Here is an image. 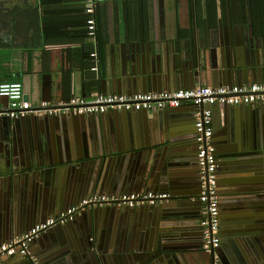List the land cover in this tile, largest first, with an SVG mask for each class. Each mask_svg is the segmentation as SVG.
Returning a JSON list of instances; mask_svg holds the SVG:
<instances>
[{
	"label": "crops",
	"instance_id": "1",
	"mask_svg": "<svg viewBox=\"0 0 264 264\" xmlns=\"http://www.w3.org/2000/svg\"><path fill=\"white\" fill-rule=\"evenodd\" d=\"M195 4L104 0L95 6V36L89 38L84 0H0V82H20L26 100L54 108L97 92L158 91L129 89L120 65L140 58L146 69L145 59L154 57L171 74L197 60L211 64L219 32L264 36L261 21L232 22L225 0H205L204 23ZM117 75L123 81L118 93L109 86ZM200 84L226 85L200 79L193 86ZM167 86L160 90L191 88ZM7 104L0 97V109ZM150 109L0 117V243L92 194L168 193L152 205L85 206L72 221L34 236L27 255L0 264H146L155 251H175L178 264H264V102L211 107L220 237L213 259L201 249L193 127L198 109L190 102ZM138 173L150 175L149 183H136ZM97 207L95 229L82 232Z\"/></svg>",
	"mask_w": 264,
	"mask_h": 264
},
{
	"label": "built area",
	"instance_id": "2",
	"mask_svg": "<svg viewBox=\"0 0 264 264\" xmlns=\"http://www.w3.org/2000/svg\"><path fill=\"white\" fill-rule=\"evenodd\" d=\"M104 0H84L86 13V35L94 38L96 24L94 10L96 4ZM92 69H96V53L90 52ZM0 97H5L8 104L0 109V117L17 119L27 115H53L59 111L72 114L102 113L109 109L141 110L150 108H176L185 102H190L197 107L194 113V139L196 142V163L200 182L197 200L201 204L200 225L202 227L201 249L212 252L220 244L218 234V205L219 193L216 179V159L214 146L211 142L213 134L211 125V107L215 104L238 105L264 102V82L234 85H196L191 88H180L173 91L138 92L130 95L95 93L90 100L71 98L60 108H54L46 101L30 102L23 98L20 82L1 81ZM165 192H123L118 195L106 196L92 194L86 198L63 208L57 214L43 221L31 225L21 235L9 241L0 243V262L14 255H27L28 243L41 231L55 225L72 221L79 210L89 205L96 204H123L134 207L141 204H156L166 200ZM30 257V256H29ZM33 262V258H29ZM212 264H218L213 261Z\"/></svg>",
	"mask_w": 264,
	"mask_h": 264
},
{
	"label": "water",
	"instance_id": "3",
	"mask_svg": "<svg viewBox=\"0 0 264 264\" xmlns=\"http://www.w3.org/2000/svg\"><path fill=\"white\" fill-rule=\"evenodd\" d=\"M219 23H221L220 19ZM130 62L129 64L122 63L120 65V75L124 76L125 85L129 89H133V91L143 89H159L158 91H161L160 89L166 88V85L169 87L170 83H173L174 88H178L180 85L192 87L200 79L202 81L212 79V81H217V84L226 85H232L233 83L250 84L257 81L264 82V36L257 40L251 31L235 33L231 29H228L223 35L222 32L221 34L219 32L218 39H212L211 64L207 63V61H205V64H200L201 62L197 60V62H194L191 66L189 65L187 68L184 66L181 69L175 67L171 74L169 69L162 70L160 68V62L157 66L154 57H151L149 60L145 59L146 69L142 68L143 62L140 58L139 60L136 59ZM120 75H117L116 79H111L109 83V86L114 85L117 93L118 91H123V81ZM23 98L27 99V96L23 95ZM66 115L78 118L84 117L85 114L66 113ZM67 130L73 133L72 128L69 127ZM59 172L58 178H60L61 174V171ZM144 177L146 176L138 173L135 175L134 180L136 183H142V181L149 183L150 175L149 178ZM133 187V189H136L137 186ZM99 210L100 208L98 207L93 210L92 219L89 224L85 225L82 232L89 231L90 233L91 228L92 230L95 229V214ZM213 252H211L212 259ZM175 254V251L172 253L155 251L149 255L150 261L146 264H178L179 262H176L178 257Z\"/></svg>",
	"mask_w": 264,
	"mask_h": 264
},
{
	"label": "trees",
	"instance_id": "4",
	"mask_svg": "<svg viewBox=\"0 0 264 264\" xmlns=\"http://www.w3.org/2000/svg\"><path fill=\"white\" fill-rule=\"evenodd\" d=\"M225 3L232 22L244 23L249 17L256 23L258 21L264 23V0H225ZM195 9L199 22L204 23L205 0H196Z\"/></svg>",
	"mask_w": 264,
	"mask_h": 264
}]
</instances>
